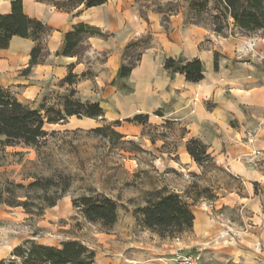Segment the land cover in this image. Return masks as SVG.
<instances>
[{
    "label": "rangeland",
    "instance_id": "obj_1",
    "mask_svg": "<svg viewBox=\"0 0 264 264\" xmlns=\"http://www.w3.org/2000/svg\"><path fill=\"white\" fill-rule=\"evenodd\" d=\"M37 1L58 2L68 10L74 5L73 0ZM193 2L197 1L133 0L132 3L144 19L149 12L160 15L165 29L173 18L203 28L209 32L207 42L212 43L214 35H219L211 31L209 23L211 0L200 10ZM223 35L219 37H242L245 47L240 54L256 60L254 73L258 83L264 85V32L243 36L229 26ZM140 40L125 48V65L136 64L142 47L148 43V35ZM89 47L85 37L76 49L83 71L78 82L71 86L63 78H43L32 68L23 75L29 59L0 54V85L22 103L36 109L41 105L56 107L63 95L74 89V97L81 101H100L104 109L102 117L72 116L60 124H47L48 135L38 149L22 144L4 149L0 187L11 182L26 185L33 180L32 176L63 174L69 177L70 188L54 206L45 208L39 215L0 204V259L10 258L13 248L27 240L54 246L77 241L94 251L93 264H134L131 259L143 264V259L157 254L162 247L161 238L139 225L134 210L159 194L170 192L180 195L192 213L209 210L216 221L210 234L217 232L216 237L209 235L204 242H192L190 231L163 238L164 243L176 244L178 249H173L174 252L195 253L200 264H264V151L253 161L255 165L246 157L237 159L243 165L252 164L255 169L247 175H235L221 160H215L208 146L197 138L206 146L208 159L202 164L196 163L185 144L196 138L189 137V132L191 125L197 124L195 116L200 112L190 110L181 116L162 109L151 112L144 123L127 121L125 113L114 107L113 96L103 94L96 83L95 77L108 70L103 64L105 53H92ZM97 128L101 131H96ZM246 128L242 134H234L240 142L230 143L229 150L246 149ZM248 128L264 133V115L262 119H254ZM82 194L112 198L117 204L116 223L103 229L97 223L86 221L71 201ZM214 201L218 202L212 204ZM165 254L164 257H171L173 253Z\"/></svg>",
    "mask_w": 264,
    "mask_h": 264
},
{
    "label": "crops",
    "instance_id": "obj_2",
    "mask_svg": "<svg viewBox=\"0 0 264 264\" xmlns=\"http://www.w3.org/2000/svg\"><path fill=\"white\" fill-rule=\"evenodd\" d=\"M132 2L107 0L98 6L86 8L81 4L66 11L46 1L22 0L23 11L27 16L51 28L43 41L47 56L32 69L40 72L43 78L62 79L73 64L72 73L79 77L83 71L82 62H78L76 56H63L56 52L61 51L64 34L73 26L83 23L98 28L105 36L86 35V43L92 53H105L103 64L108 70L104 69L95 77L96 83L103 94L113 96V105L117 110L124 112L126 118L135 114L149 115L162 109L181 116L190 110L200 112L195 116L197 124L190 127L189 137L199 138L206 144L214 159L221 160L232 174L247 175L254 172L253 161L258 160L264 151V133H257L255 128L248 127L254 123V119H262L264 115V85L258 83L254 73L256 60L243 58L240 54L245 47L242 37L234 39L214 35L212 43H209V32L183 24L177 18H173L165 29L160 22V15L149 12L144 19L134 9ZM9 9L10 0L0 1V14L9 12ZM146 35L148 43L142 47L130 73L118 77L117 71L124 63L126 46L140 43V39ZM33 45L31 39L13 36L8 47L0 49V54L18 55L27 60ZM168 57L199 59L203 66V78L197 83L188 82L183 74L164 69L163 63ZM97 102L100 104V101ZM244 127H247L246 134L254 133L253 141L249 143L246 140V149L241 151L229 150L233 141L239 144L234 134H242ZM241 157H246L253 165L237 162ZM193 215L190 230L192 242H204L209 235L217 236V232L210 234L216 221L209 210L193 212ZM163 240L157 254L151 253L156 257L148 255L142 260L143 264H170V256L164 257L165 253H174L178 247L173 242L168 244ZM131 260V263H138L135 259Z\"/></svg>",
    "mask_w": 264,
    "mask_h": 264
},
{
    "label": "trees",
    "instance_id": "obj_3",
    "mask_svg": "<svg viewBox=\"0 0 264 264\" xmlns=\"http://www.w3.org/2000/svg\"><path fill=\"white\" fill-rule=\"evenodd\" d=\"M73 1V7L83 4L89 8L104 4L107 0ZM196 1L193 5L197 3L196 7L199 10L209 4V0ZM52 4L58 9L68 11L58 2ZM211 4L212 14L209 16V23L214 34L224 36L223 32L229 26L243 36L264 32V0H211ZM50 32L49 26L24 13L22 0H10L9 12L0 14V49H6L13 36L31 39L34 42L29 52L28 65L22 71L23 75H27L33 66L45 60L47 50L43 41ZM86 35L105 36L98 28L79 23L64 34L63 47L56 54L76 56L78 60L76 49L83 43ZM135 43H130L126 47ZM134 65L121 64L117 76H127ZM72 68L73 64L68 67V72L63 78L64 83L69 86L80 78L72 73ZM163 68L183 74L188 82L197 83L203 78V66L197 58L185 60L168 57L164 60ZM74 94L75 90L71 89L63 95L56 107L41 105L36 109L22 103L0 85V160L8 146L22 144L38 149L48 135L45 130L47 124H60L72 116L102 117L103 109L99 102L81 101L74 97ZM147 118V114H135L126 120L141 124L146 122ZM115 123L118 125V121ZM96 131L101 129L97 128ZM185 148L198 164L208 159L206 146L197 138L187 140ZM32 178L33 180L26 185L11 182L0 187V204L21 207L27 213L39 215L45 208L54 206L70 188L67 175ZM71 201L73 207L86 221L97 223L103 229L111 228L117 221V204L110 197L102 194H82L74 196ZM134 214L139 225L161 239L174 238L190 231L194 220V215L183 198L170 192L161 193L147 201L144 206L137 207ZM94 258V251L77 241H65L54 246L27 240L13 248L10 258L0 259V264H93Z\"/></svg>",
    "mask_w": 264,
    "mask_h": 264
},
{
    "label": "built area",
    "instance_id": "obj_4",
    "mask_svg": "<svg viewBox=\"0 0 264 264\" xmlns=\"http://www.w3.org/2000/svg\"><path fill=\"white\" fill-rule=\"evenodd\" d=\"M254 139V133L246 134V140L251 143ZM170 264H200L199 255L191 252H183L178 250L172 254L169 259Z\"/></svg>",
    "mask_w": 264,
    "mask_h": 264
}]
</instances>
